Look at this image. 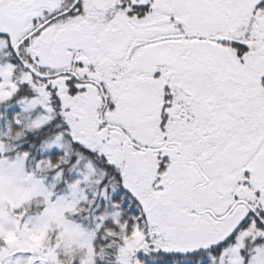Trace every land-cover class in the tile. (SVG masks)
Masks as SVG:
<instances>
[{
    "label": "flooded vegetation",
    "instance_id": "1",
    "mask_svg": "<svg viewBox=\"0 0 264 264\" xmlns=\"http://www.w3.org/2000/svg\"><path fill=\"white\" fill-rule=\"evenodd\" d=\"M0 74L136 204L144 246L264 245V0H0Z\"/></svg>",
    "mask_w": 264,
    "mask_h": 264
},
{
    "label": "rangeland",
    "instance_id": "2",
    "mask_svg": "<svg viewBox=\"0 0 264 264\" xmlns=\"http://www.w3.org/2000/svg\"><path fill=\"white\" fill-rule=\"evenodd\" d=\"M19 89L13 82H0V104L12 100ZM16 107L22 112L19 124L27 131L38 130L49 122L47 116L41 114V106V110L30 103H20ZM6 136L2 135L0 139ZM12 151V148L0 144V154ZM53 152L71 155L70 146L58 137L44 143L40 150L42 155ZM25 162L23 157H15V160L8 157L0 159V239L4 244L0 247V264H60V252L71 248L80 250L78 258L83 264L91 263L93 236L70 222L67 215L74 214L76 208L86 202L89 196L100 195L109 204V198L113 196L106 194L105 190L99 194L102 179L91 173L89 165L84 164V161L77 160L67 172L75 182L67 188L65 195L60 196L55 189L62 185L64 174H57L52 183L46 185L33 174L26 173ZM45 170L40 167V172ZM35 199L40 200V205L44 207L40 214H23L18 217L10 214L20 211L22 206ZM52 233L54 237L49 240L48 236ZM235 235L234 245L224 249L220 258L214 259L212 264H245L246 254L250 255L249 264H264V245L252 248L247 233ZM140 240V236L135 234L127 242L124 252L133 253L139 246L138 252L156 254V249L148 250L151 247L144 246V241ZM129 255H123L120 259L122 264H129Z\"/></svg>",
    "mask_w": 264,
    "mask_h": 264
},
{
    "label": "trees",
    "instance_id": "3",
    "mask_svg": "<svg viewBox=\"0 0 264 264\" xmlns=\"http://www.w3.org/2000/svg\"><path fill=\"white\" fill-rule=\"evenodd\" d=\"M33 98L31 94L21 88L19 93L9 103L0 104V136L7 135L0 139V144L6 148H12L10 153L0 154V159L15 157H23L26 159V173L33 174L38 180L43 181L46 185L52 183L53 178L59 174H64V180L61 186L55 189L56 193L63 196L67 193V188L72 186L75 180L67 175V172L75 165L78 160L77 152H71L70 156L64 152H53L48 155H42L40 150L44 143L54 139L57 131L50 126L41 127L35 131H27L23 125L19 124L21 118V110L15 108L4 110L11 104L18 105L19 102H27ZM2 116V117H1ZM71 150V147H70ZM87 157V156H86ZM39 167V168H38ZM40 167L45 170L40 172ZM105 184L99 189L101 194ZM107 194V192H106ZM109 204L101 199V196H89L86 202L81 203L74 214L67 215V219L80 227L84 231L92 234V262L87 264H122L121 258L129 253V264H212L214 259L220 258L224 250L213 251L211 254H197L195 256H167L163 254L160 246H155V255L147 252L133 253L124 252L127 242L131 241L135 234H138V226L136 224V204L128 197L109 198ZM40 200H33L21 207L20 211L10 212L12 216L18 217L25 214L26 216H35L42 212L43 205ZM118 215V218L115 216ZM245 229H240L237 234H242ZM54 234H49L48 239L52 240ZM237 235L234 236V243ZM233 241H229L225 247L230 248L234 245ZM0 239V247L3 246ZM253 248V246H250ZM251 250V249H250ZM80 250L71 248L67 251L60 252V264H83L78 258ZM75 256V257H74ZM126 258V257H125ZM250 255L246 254L245 264H249Z\"/></svg>",
    "mask_w": 264,
    "mask_h": 264
},
{
    "label": "water",
    "instance_id": "4",
    "mask_svg": "<svg viewBox=\"0 0 264 264\" xmlns=\"http://www.w3.org/2000/svg\"><path fill=\"white\" fill-rule=\"evenodd\" d=\"M129 189V188H128ZM130 193L132 194L134 200L138 203H140L142 209L144 210V212L148 215L150 214L151 208L149 207V203L146 201L145 198L141 197L137 192H135L134 190L129 189ZM183 253H189L190 250L189 249H185L183 251H180Z\"/></svg>",
    "mask_w": 264,
    "mask_h": 264
}]
</instances>
